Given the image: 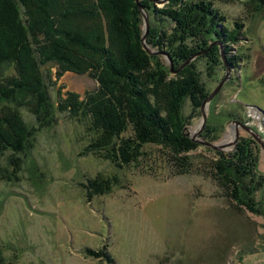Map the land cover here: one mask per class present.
<instances>
[{"label": "rangeland", "instance_id": "1", "mask_svg": "<svg viewBox=\"0 0 264 264\" xmlns=\"http://www.w3.org/2000/svg\"><path fill=\"white\" fill-rule=\"evenodd\" d=\"M150 1L158 9L169 5ZM137 6L140 44L162 63L168 94L189 81L204 86L203 93L188 87L178 111V129L198 147L184 154L147 144L134 162L119 166L106 151L86 152L91 139L82 117L55 109L52 125L20 155V180L0 181V264H264V5L214 1L228 23H215V67L205 56L209 49L181 62L182 54L148 44L151 14L138 0ZM147 69L156 71L153 64ZM41 72L52 103L68 91L81 98L99 87L84 75H57L52 64ZM17 109L36 125L27 106ZM220 154L242 172L240 199L247 207L225 189L216 170ZM99 177L113 182L111 189L88 198L85 187Z\"/></svg>", "mask_w": 264, "mask_h": 264}, {"label": "trees", "instance_id": "2", "mask_svg": "<svg viewBox=\"0 0 264 264\" xmlns=\"http://www.w3.org/2000/svg\"><path fill=\"white\" fill-rule=\"evenodd\" d=\"M138 1L152 18L148 44L155 49L165 45L169 53L182 54L177 55L181 62L209 49L205 55L209 66L220 63L218 47L212 46L218 38L215 23H228L213 8L215 0H168L169 5L160 9L150 0ZM226 1L264 5V0ZM156 18L167 22L169 29L156 24ZM140 24L137 0H0V157L9 153L6 165H0V181L20 180V155L26 156L38 131L52 125L55 109L82 117L91 139L86 152L99 157L106 151L104 156L119 166L134 162L147 144H166L184 154L195 151L198 146L178 129L183 120L178 111L188 87L195 86L203 93L204 86L194 79L188 87H177L168 94L170 86L164 82L162 63L140 44ZM236 25L243 26L238 21ZM195 62L190 63V72ZM50 64L55 65L57 75H84L99 87L81 98L68 91L52 103L41 72ZM149 64L156 71L148 73ZM24 105L35 126L17 109ZM174 114L177 122L172 124ZM126 131L133 136L124 138ZM244 152L239 154L240 160ZM218 161L216 170L227 185L225 189H233V199L247 207L240 199L243 184L237 176L239 168L227 165L225 155L220 154ZM112 183L100 177L91 181L85 187L87 197L105 194Z\"/></svg>", "mask_w": 264, "mask_h": 264}, {"label": "water", "instance_id": "3", "mask_svg": "<svg viewBox=\"0 0 264 264\" xmlns=\"http://www.w3.org/2000/svg\"><path fill=\"white\" fill-rule=\"evenodd\" d=\"M245 130L247 131V133H249V134L251 133V131L249 129H245ZM253 137L255 138V140H256L257 143H260L259 142L260 141V138L256 139V136H254V135H253ZM260 144L262 145V142ZM263 151H264V148H263Z\"/></svg>", "mask_w": 264, "mask_h": 264}, {"label": "bare ground", "instance_id": "4", "mask_svg": "<svg viewBox=\"0 0 264 264\" xmlns=\"http://www.w3.org/2000/svg\"><path fill=\"white\" fill-rule=\"evenodd\" d=\"M237 35V34H236ZM232 39V38H231ZM197 67V66H196Z\"/></svg>", "mask_w": 264, "mask_h": 264}]
</instances>
